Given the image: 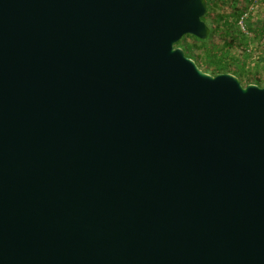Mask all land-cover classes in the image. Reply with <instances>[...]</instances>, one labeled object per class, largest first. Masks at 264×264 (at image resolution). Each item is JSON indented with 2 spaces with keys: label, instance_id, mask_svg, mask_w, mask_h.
Masks as SVG:
<instances>
[{
  "label": "water",
  "instance_id": "water-1",
  "mask_svg": "<svg viewBox=\"0 0 264 264\" xmlns=\"http://www.w3.org/2000/svg\"><path fill=\"white\" fill-rule=\"evenodd\" d=\"M207 0H0V264H264V86L203 71Z\"/></svg>",
  "mask_w": 264,
  "mask_h": 264
},
{
  "label": "rangeland",
  "instance_id": "rangeland-1",
  "mask_svg": "<svg viewBox=\"0 0 264 264\" xmlns=\"http://www.w3.org/2000/svg\"><path fill=\"white\" fill-rule=\"evenodd\" d=\"M222 15L231 16L232 19L234 18L238 20H240L245 15H252L253 22L251 24L246 23L247 27L254 35L251 40L248 39V44L246 46V49L251 55V57L246 62V75L244 78H242V80L240 79V81L243 86H246L248 84H256L253 82L255 71L252 68L255 65H258L259 69L256 78L259 77L261 80V85H264V40H260L261 36L264 37V1L254 3L252 0H231L228 1V3L226 4H222L220 0H215L214 4L212 5L211 14L209 15L208 20L206 21L210 29L213 27V24L214 26H216V21ZM240 31L242 33L241 28ZM223 40V33L220 31L216 32L210 41L204 43L195 41L192 37L187 35L182 40L181 46L178 47H181L183 50V47H189V52L192 55L194 54V56H201L200 68L203 71L212 74L209 71L205 70V67H209L210 69H212L211 63L208 64V61H206V59L207 56L212 53L211 48L215 47L214 45H222ZM230 50L232 56L241 55L244 50V44L242 43V41L236 42L230 47ZM214 59H216V57Z\"/></svg>",
  "mask_w": 264,
  "mask_h": 264
},
{
  "label": "trees",
  "instance_id": "trees-1",
  "mask_svg": "<svg viewBox=\"0 0 264 264\" xmlns=\"http://www.w3.org/2000/svg\"><path fill=\"white\" fill-rule=\"evenodd\" d=\"M228 1L231 0H220L222 4L228 3ZM215 0H207L208 9L206 15L203 17V20L206 22L208 20L209 15L211 14L212 5L214 4ZM233 17V16H232ZM239 20L238 19H232L231 16H225L222 15L218 18L216 21V26L211 28L210 35L207 39L202 40L195 36L189 35L192 37L195 41L199 42H207L210 41L216 32L220 31L223 33V44L222 45H214L215 47L211 48V52L208 56L206 61H208V64L211 63L212 69L209 67H205L206 71H209L213 75L219 74V73H232L236 75L239 79L242 80V78L245 77V68H246V62L248 59H250L251 55L246 49V46L248 44V39L245 35H242L240 28L237 24ZM245 24H251L253 22L252 15H249L246 17ZM247 26V25H246ZM187 36V35H185ZM185 36L182 37V39L176 44V46H181L182 40L185 38ZM260 40H263V36H261ZM241 42L244 44V50L241 55L232 56L230 47L234 45L236 42ZM184 51L186 52V55L188 57H191L195 60V62L198 64L199 67H201V56H194L189 52V47H183ZM216 57V59H214ZM255 71V76L253 79V82L261 85L260 78H256L257 72H258V65H255L252 68Z\"/></svg>",
  "mask_w": 264,
  "mask_h": 264
},
{
  "label": "built area",
  "instance_id": "built-area-1",
  "mask_svg": "<svg viewBox=\"0 0 264 264\" xmlns=\"http://www.w3.org/2000/svg\"><path fill=\"white\" fill-rule=\"evenodd\" d=\"M254 3H257V2H263L264 0H252ZM247 14V13H246ZM247 16L245 15V16H243L240 20H239V22H238V24H239V26H240V28H241V30H242V33H243V35H245L246 37H247V39H249V40H251L253 37H254V35H253V33L250 31V29L246 26V24H245V18H246ZM263 40H264V37H263Z\"/></svg>",
  "mask_w": 264,
  "mask_h": 264
}]
</instances>
